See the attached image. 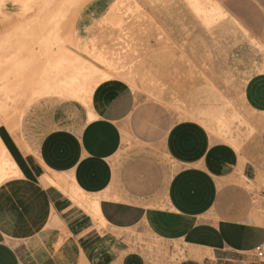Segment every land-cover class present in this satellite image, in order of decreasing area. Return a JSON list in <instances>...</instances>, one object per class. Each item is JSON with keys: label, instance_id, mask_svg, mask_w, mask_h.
<instances>
[{"label": "crops", "instance_id": "0c3cea01", "mask_svg": "<svg viewBox=\"0 0 264 264\" xmlns=\"http://www.w3.org/2000/svg\"><path fill=\"white\" fill-rule=\"evenodd\" d=\"M199 2L204 13L188 3L206 25L217 2L226 14L208 26L229 16L251 37L220 0ZM110 3L78 8L79 30ZM260 80L245 95L264 112ZM59 97L66 100L29 111L20 128L0 124L17 169L0 177V264H259L264 131L236 148L194 118L154 123L133 88L113 82L96 86L86 121L83 101ZM139 234L179 242L184 257L152 258Z\"/></svg>", "mask_w": 264, "mask_h": 264}, {"label": "rangeland", "instance_id": "374dc122", "mask_svg": "<svg viewBox=\"0 0 264 264\" xmlns=\"http://www.w3.org/2000/svg\"><path fill=\"white\" fill-rule=\"evenodd\" d=\"M96 1L105 0H0V124L16 121L14 127H21L29 111L66 100L35 89L41 83L36 70L48 60L37 44L53 34L52 24L59 18L57 25L63 31L58 35L64 41L60 56H75L72 62L82 66L85 74L91 61L105 72H114L99 84L133 88L139 107L154 123L194 118L216 139L236 148L254 132L264 131V112L249 106L245 95L251 79L264 82V4L260 0H220L251 37L229 16L206 25L188 3L192 0H111L102 17L79 30L77 9ZM71 10L73 14L67 16ZM91 102H82L85 121ZM124 137L128 142L126 130ZM1 151L11 161L7 151ZM259 178L258 189L264 187V170ZM259 214L258 221L264 222L263 203ZM137 244L154 259L176 263L184 257L176 241L139 234Z\"/></svg>", "mask_w": 264, "mask_h": 264}, {"label": "bare ground", "instance_id": "6f19581e", "mask_svg": "<svg viewBox=\"0 0 264 264\" xmlns=\"http://www.w3.org/2000/svg\"><path fill=\"white\" fill-rule=\"evenodd\" d=\"M193 1H194V5L196 7V10L198 12L204 13V9L202 8L199 0H193ZM215 3H216L215 11L210 12L207 15L208 25L214 22L216 15L224 16L226 14L224 9L220 5L217 2H215ZM69 13L73 14V11L72 10L69 11L68 15L67 14L66 15L69 16ZM63 14L64 13L62 12L61 15H63ZM51 20H53V19H51ZM58 21H59V18H57V20L55 22L52 21L53 22L52 25H54L53 26L54 27L53 28L54 29L53 34L52 35L50 34L47 37L43 36L45 38L43 40L41 38L40 43L37 44L39 49H42V53L46 54V57H48V60L46 61V66L43 65L44 67L43 68L41 67L40 69H38V71L35 69L36 74H37L36 78L38 80H40L41 83L39 84L37 81L39 87H37V85H35V84H34V87L35 86L37 87V88H35L37 90V92L41 91V92L45 93L46 95L47 94L48 95H58V96H64V97L68 96V97L79 99L85 103H88L91 100V95H92V92L94 91L95 87L101 81H104V79H108V78L114 76V72H105L102 70V68H100L98 65H96L95 62L91 61L90 62L91 65L88 68V73L85 74L83 72L84 68L82 66L75 65L72 62V60L74 61V59H76L75 56L74 57H67V56L63 55L61 57L58 50L61 49L64 41L61 42V38L59 37L58 33L63 31V30H61V28H63V27H62V25H57ZM48 32H49V30H48ZM71 33L72 32H70V34ZM61 37H63V36H61ZM64 38L66 39L65 36H64ZM65 39H62V40H65ZM73 40L76 43V40L72 39V41ZM23 57H24V55H23ZM97 59H99L101 62H106V59L102 56H97ZM20 61H22V60H20ZM21 63H27V62H26V60H23ZM37 72H39V73H37ZM82 73H84L85 75ZM81 76H83V78H84L82 82L80 79ZM35 89L33 88V91ZM1 149L4 150V148L3 147L0 148V177H5L9 173L17 172V169L15 168V166L13 165V163L11 161H9L7 158H5V154L2 153ZM251 185L252 184H250V186ZM61 188H63V187H61ZM63 189H65V188H63ZM76 194H77V192H76ZM97 215H99V214L97 213ZM99 217H100L101 222L104 223V219L101 217V215Z\"/></svg>", "mask_w": 264, "mask_h": 264}, {"label": "built area", "instance_id": "2783aa9c", "mask_svg": "<svg viewBox=\"0 0 264 264\" xmlns=\"http://www.w3.org/2000/svg\"><path fill=\"white\" fill-rule=\"evenodd\" d=\"M263 211H264V204H263ZM254 254L259 264H264V242L255 247Z\"/></svg>", "mask_w": 264, "mask_h": 264}]
</instances>
